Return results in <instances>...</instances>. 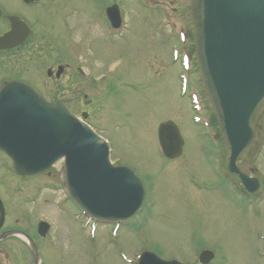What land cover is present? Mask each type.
<instances>
[{
	"label": "rangeland",
	"instance_id": "rangeland-1",
	"mask_svg": "<svg viewBox=\"0 0 264 264\" xmlns=\"http://www.w3.org/2000/svg\"><path fill=\"white\" fill-rule=\"evenodd\" d=\"M163 1L118 0L124 25L116 34L105 28L99 13L69 10L65 18L73 29L55 34L53 48L35 45L42 48L39 57L24 62L28 68L37 60L41 71L56 63L71 68L58 83L62 100L77 115L88 114L89 124L109 141L113 163L131 168L147 194L131 220L118 226L94 221L68 196L63 164L20 179L9 163L6 172L0 171L4 229L21 228L36 241L41 264H135L144 251L199 264L203 250L215 253L211 264H264V115L252 149L239 164L242 171L261 168L250 173L261 177L263 186L255 214L244 207L239 182L232 181L238 190L227 184L221 157L226 160L228 152L214 141L216 131L193 122L192 92L210 107L200 75L184 66L185 45L176 37L192 28L193 0ZM67 2L71 6L73 0ZM163 6L169 7L170 19ZM2 67L0 81L10 74ZM182 86L188 89L185 95ZM166 121L175 122L185 142L182 157L174 161L163 156L158 140V128ZM41 221L50 225L43 239L36 232ZM0 264H33L26 242H1Z\"/></svg>",
	"mask_w": 264,
	"mask_h": 264
},
{
	"label": "water",
	"instance_id": "water-1",
	"mask_svg": "<svg viewBox=\"0 0 264 264\" xmlns=\"http://www.w3.org/2000/svg\"><path fill=\"white\" fill-rule=\"evenodd\" d=\"M192 19L204 87L230 154L229 171L247 186L252 180L240 173L237 164L251 148L264 111V0H194ZM18 42L17 36H4L0 50ZM158 138L166 158L182 155L184 140L173 122L159 126ZM0 150L12 158L19 176L41 174L64 159L72 198L95 219L128 220L143 204L140 179L127 167L111 165L104 140L66 106L50 104L21 83L7 84L0 92ZM4 220L0 201V229ZM48 230V224L39 225L41 236ZM10 236L26 239L34 264H39L36 244L27 234L11 231L0 241ZM212 259L210 252L200 257L203 264ZM139 264L180 263L144 253Z\"/></svg>",
	"mask_w": 264,
	"mask_h": 264
},
{
	"label": "flooded vegetation",
	"instance_id": "flooded-vegetation-1",
	"mask_svg": "<svg viewBox=\"0 0 264 264\" xmlns=\"http://www.w3.org/2000/svg\"><path fill=\"white\" fill-rule=\"evenodd\" d=\"M69 5L67 0H0V37L12 31H16L22 37L28 35L23 44L13 49L0 51V64H2L4 71L10 72V74H6L0 81V89L8 82L20 81L30 85L52 103H56L58 100L64 98L58 93V83L68 76L71 68L66 65L65 69H63L62 76L59 77L57 75L59 65L51 64L44 69L46 75L44 77L45 80H43V77H41L43 71L37 65L38 63L36 64L37 60L33 64L28 65V68L24 64L25 61L39 57L42 48L36 47L35 45L44 44L45 48H53L56 45L55 34L59 32L66 33L73 29L65 18L69 10L76 11L75 13L79 12V14L81 13L85 16L94 15V12L99 13L105 20V28L110 31L112 30V23L108 19L109 10L112 8L121 16V8L118 0H73L72 5ZM10 59H16V61L20 62V65L17 66ZM3 60L4 62H2ZM8 67L18 72L19 76L14 75ZM50 69L53 71L49 73ZM25 76L28 82L25 80ZM210 120L213 124L215 123L213 117ZM0 154L2 156V159H0V171L6 172L10 159L2 152ZM243 172L245 174H257L261 172V168L260 166L256 168L249 166ZM236 180L241 185L239 179L237 178ZM232 181H234V178L231 179V183ZM261 188L262 183L259 190ZM257 194L258 192L250 194L245 191L242 200L244 207L254 211L255 214L259 212L258 200L260 198L256 196ZM6 231H3V233Z\"/></svg>",
	"mask_w": 264,
	"mask_h": 264
}]
</instances>
